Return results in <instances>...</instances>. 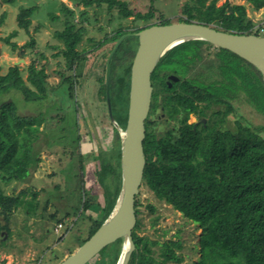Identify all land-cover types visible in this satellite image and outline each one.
<instances>
[{"label":"trees","instance_id":"trees-1","mask_svg":"<svg viewBox=\"0 0 264 264\" xmlns=\"http://www.w3.org/2000/svg\"><path fill=\"white\" fill-rule=\"evenodd\" d=\"M4 1L12 3L14 0ZM72 1L80 3L84 8L100 7L106 3L108 9L117 7L123 18L134 16L135 19L150 22L133 31L118 27L101 41L87 38L88 46L93 49H98L107 42L115 43L122 34L133 33L153 24L150 21L154 16L153 6L145 13H134L122 0ZM190 2L182 5V13L186 17L179 18L178 21L194 20L212 24L224 31L260 35L247 16L244 4L225 1L216 5V0ZM246 2L254 10L264 7V0ZM36 9L37 5L20 7L16 15L17 26L27 31ZM60 11L63 13V27L55 30L53 35L63 44L57 54L63 56L65 69L71 70L83 59L86 51L77 49L86 29L85 26H78L73 22L74 11L63 3ZM84 15L81 12L80 17L83 18ZM4 16H0V25ZM50 18L59 19L53 13H50ZM167 23L170 21L162 18L158 24ZM4 40L8 42V37ZM29 44L32 45L33 41ZM137 45L136 35L125 37L110 59L109 95L112 115L122 127L126 123L128 97L126 110L121 114L117 108L121 100L119 92L121 86L127 87L129 92L128 77ZM11 46L15 47V44ZM190 64H199L209 70L210 74L205 81L201 74L187 75ZM217 73L221 76L220 80L213 77ZM170 75L175 76L176 80L169 78ZM104 77L105 73L98 78L103 101ZM26 80L31 87L25 83L17 65L10 66L5 75H0V184L27 179L40 161L38 126L43 121V111L38 110L33 115H19L14 91L19 93L24 102L43 106L49 92L44 68L37 69L30 65ZM62 81L68 82L71 89L69 76L62 74ZM151 85L150 110L145 120V166L141 184L157 200L169 204L200 229V257L193 264H264V123H252L234 107V102L244 100L264 118V78L261 72L227 49L214 46L205 40L193 39L175 45L160 58L151 73ZM159 105L169 119L177 115L181 118L174 129H168L157 136L152 131L151 119ZM114 107L117 108L116 114ZM189 113L196 116L197 122H186ZM229 115L233 119H229ZM78 139L79 136L76 137ZM116 141L114 166L104 158L105 162L103 160L95 170L96 181L103 189V206L94 203L89 190L84 188L83 156L77 152L80 169L78 190L83 196L81 211H97L96 218L88 216L90 227L87 236L79 244L100 226L118 196L121 172L120 140L117 132ZM107 168L116 174L113 189H107L103 184L102 176ZM20 204L18 196L4 194L0 185V216L5 222L0 225V229L6 230V233L10 232L6 222L13 209ZM137 205L135 198L136 216ZM148 207L153 210L152 206ZM140 224L136 217L131 232L134 250L128 264H181L182 257L177 253V249L181 247L179 240H150L139 234ZM122 241L123 238L117 239L93 258H99L108 247L113 246V257L101 260V264H115L121 252Z\"/></svg>","mask_w":264,"mask_h":264},{"label":"rangeland","instance_id":"rangeland-1","mask_svg":"<svg viewBox=\"0 0 264 264\" xmlns=\"http://www.w3.org/2000/svg\"><path fill=\"white\" fill-rule=\"evenodd\" d=\"M122 1H125L126 7L134 13H145L153 6L154 16L150 20L152 23H159L162 18L170 22L185 18L182 5L185 2L191 3L190 0ZM225 1L244 4L254 29H258L263 36L264 7L254 10L246 0H216V5ZM61 3L74 11L73 22L78 26H85L86 29L82 41L77 46L78 50L86 51L83 59L71 70L65 69L63 56L57 54L63 48V44L53 35L55 30H61L63 27ZM32 5H37V9L25 31L17 26L16 15L20 7ZM81 12L85 14L83 18L80 17ZM50 13L59 19L52 20ZM2 14L5 16L0 25V75H5L10 66L17 65L25 83L30 86L26 80L28 67L30 65L37 69L43 67L49 92L47 101L40 106L39 103L24 102L19 93L14 91L19 115H33L42 110L44 118L38 126L40 161L37 167L31 170L28 178L23 181L12 180L7 184H0L4 194L18 196L21 200V204L13 209L6 222L10 232L6 233V230L0 229V262L58 264L80 245L81 239L87 236L90 227L88 216L97 217L96 210L81 211L83 196L78 190L80 169L77 152L83 156L84 188L89 190L94 203L103 206V189L96 181L95 170L104 158L114 166L116 132L119 134L118 129L124 128L113 115L116 124L111 122L106 100L103 101L99 92L101 83L98 78L105 73L106 60L114 43L107 42L100 48L93 49L88 46L87 38L101 41L118 27L133 31L150 22L135 19L134 16L123 18L117 7L108 9L106 3L100 7L84 8L72 0H14L12 3L0 0V16ZM12 32L15 33L11 36ZM6 37L10 43L4 40ZM31 41L32 45L29 44ZM11 44H15V47ZM61 73L65 77H70L71 89L68 82L62 81ZM187 73L189 76L201 74L204 81L210 74L209 70H205L204 66L199 64H190ZM213 77L221 79L218 73ZM119 93L121 100L118 101L120 106L117 105V108L123 114L127 105V87L121 86ZM234 107L241 116L252 123H264L263 116L246 101L234 102ZM117 108L114 107L115 114ZM180 118L177 115L169 119L159 105L152 114L153 133L160 136L168 129H174ZM229 119H233V116L229 115ZM202 120L204 121V118ZM186 122L188 124L197 122V118L193 113H189ZM78 136L79 139L76 140ZM102 177L106 188L113 189L115 172L107 168ZM135 198L138 201L136 217L141 222L139 234L150 240L162 241L168 238L179 240L181 247L177 249V253L182 257L181 264L195 263L200 257L198 245L200 229L197 225L187 220L169 204L157 200L142 184ZM148 206H152L153 210L151 211ZM3 223L5 222L0 216V225ZM154 249L156 250V247ZM112 254L113 246H110L99 258L98 256L93 258L88 264H101V260L112 258Z\"/></svg>","mask_w":264,"mask_h":264},{"label":"water","instance_id":"water-1","mask_svg":"<svg viewBox=\"0 0 264 264\" xmlns=\"http://www.w3.org/2000/svg\"><path fill=\"white\" fill-rule=\"evenodd\" d=\"M129 35H136L138 45L134 53L129 78L126 123L119 128L121 187L115 204L100 226L73 252L58 264H86L104 247L123 238L116 264H128L134 250L132 229L136 222L135 197L142 183L145 156V120L150 110L151 73L160 58L175 45L193 39L205 40L227 49L255 66L264 78V36L224 31L212 24L197 21L153 23L133 33L122 34L114 43L105 64V100L111 122L109 95L110 59L119 43ZM169 78L176 80L175 76Z\"/></svg>","mask_w":264,"mask_h":264},{"label":"built area","instance_id":"built-area-1","mask_svg":"<svg viewBox=\"0 0 264 264\" xmlns=\"http://www.w3.org/2000/svg\"><path fill=\"white\" fill-rule=\"evenodd\" d=\"M262 31H264V29Z\"/></svg>","mask_w":264,"mask_h":264}]
</instances>
